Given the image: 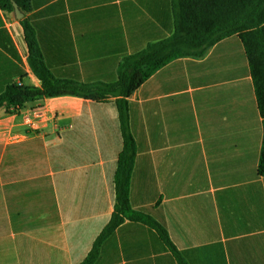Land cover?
<instances>
[{
	"label": "crops",
	"instance_id": "1",
	"mask_svg": "<svg viewBox=\"0 0 264 264\" xmlns=\"http://www.w3.org/2000/svg\"><path fill=\"white\" fill-rule=\"evenodd\" d=\"M20 11L0 6V92L40 84L24 16L54 76L80 82L115 81L124 56L174 29L171 0H28ZM117 98L66 94L0 108V264L85 258L113 210ZM125 98L131 205L164 225L187 264H264L263 122L238 33L166 62ZM94 264L179 262L153 227L125 219Z\"/></svg>",
	"mask_w": 264,
	"mask_h": 264
},
{
	"label": "trees",
	"instance_id": "2",
	"mask_svg": "<svg viewBox=\"0 0 264 264\" xmlns=\"http://www.w3.org/2000/svg\"><path fill=\"white\" fill-rule=\"evenodd\" d=\"M12 1L22 11H27L28 0H0V6L13 11ZM171 5L174 19L172 34L124 56L118 64L117 79L113 82H80L54 76L44 61L32 26L25 16L20 20L28 47V64L40 84L8 83L0 92V108L20 107L43 97L66 94L92 100L119 96L115 105L121 122L123 143L113 177V210L87 255L78 264H94L104 239L125 219L141 221L153 227L169 245L179 264H187L171 244L164 225L130 203L135 144L128 127V101L125 97L130 96L142 81L166 62L179 56H202L209 46L234 32L238 33L244 45L262 116L263 139L258 171L264 176V0H171Z\"/></svg>",
	"mask_w": 264,
	"mask_h": 264
},
{
	"label": "water",
	"instance_id": "3",
	"mask_svg": "<svg viewBox=\"0 0 264 264\" xmlns=\"http://www.w3.org/2000/svg\"><path fill=\"white\" fill-rule=\"evenodd\" d=\"M12 5H13V10L15 12L16 17L20 18L23 15V13L20 11L17 3L15 1H12Z\"/></svg>",
	"mask_w": 264,
	"mask_h": 264
}]
</instances>
